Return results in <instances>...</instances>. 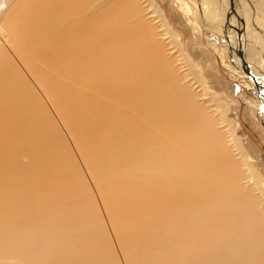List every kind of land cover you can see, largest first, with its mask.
<instances>
[{
	"label": "bare ground",
	"instance_id": "obj_1",
	"mask_svg": "<svg viewBox=\"0 0 264 264\" xmlns=\"http://www.w3.org/2000/svg\"><path fill=\"white\" fill-rule=\"evenodd\" d=\"M139 1L115 0L107 3L105 11L101 14L89 13L87 16L91 20L87 18L80 25H75L74 21L63 19L89 7V0H17L5 19L7 31L0 36V150L3 152L2 146L5 144L10 151L11 146H14L12 137L15 135L24 137L26 134V132L24 134L16 130L12 131L8 127L12 123V117L6 114V110L13 108L17 114H20L21 107L26 110L36 109V104L23 96L14 102L11 100L18 81L21 83L19 90L26 85L25 80L21 81L20 78V76L24 77V71L18 61L20 60L21 65L22 63L24 65L25 59L16 40V29L18 26L21 29L24 24L25 26L28 24L33 35L40 39L45 55H56L57 66L61 61L62 64L68 65L65 60L72 59L80 49H84L88 77L102 90L105 89V93L117 95L123 92L121 77L124 82L125 76L132 75L135 87L137 86L135 93L144 103L140 108L141 114L137 116L143 121V125L138 129L141 138L137 141L143 147L145 159L154 165L151 168L152 174L161 179V183L166 179L174 180L183 176L188 177L190 179L188 183L193 184L189 187L192 192L186 193L190 195H173V193L166 195L162 192L156 195L160 197L148 200V207L157 206V200L172 199L173 206L176 207L184 201L190 202L188 211L178 214L179 220L172 218L167 223H158L154 231L150 230L152 228L144 229L142 232H137L135 228L126 229L127 236L132 239L130 245L122 244L112 233L114 239L109 237V240L113 239V245L117 246L116 250L123 260L121 264H207L209 262L264 264V209L260 206V200H264V178L261 177L263 175L255 168L252 157L248 154L250 151L248 152L247 148L244 149L239 143L231 118L225 116L226 106H222L221 115L216 119L221 126L213 128V119L205 115L194 101L179 92L173 82L171 62L161 53V46L155 40L151 27L150 30L148 29V20L153 18L142 14L143 10L151 12V16L158 12L163 23L157 25L161 26L166 22L162 10L158 8L155 0H143L148 6L147 9L142 8ZM204 2L213 9V14L219 21L215 22L217 25H212L215 34L222 38L227 48L226 38L232 47L237 48L238 38L235 46L236 35L231 33L236 30L230 28L231 31L225 34V27L233 24L242 31L249 27L247 24L249 19L243 13L246 9L243 4L245 1L233 0L234 10L230 12L228 19L226 18V13L230 10L228 0H223L222 6H217L221 4L220 0H204ZM35 4L38 7H35ZM182 5L188 8L186 2ZM133 16L140 20V24L137 27H128L126 19ZM53 23L59 25V29L54 27ZM253 29L251 27L250 31L244 33L241 31L240 40L241 36L244 40L247 36L251 37ZM55 32L59 34L56 37L58 42L47 48L46 45L54 38L52 35H57ZM99 33L102 41L105 36L108 37V41L104 44V50L97 51L93 42ZM9 34L14 35V42L10 43ZM172 35L173 43L180 45L176 34L172 33ZM208 39L214 47L213 38ZM248 40L249 43H253V39L247 37ZM2 46H6L7 50L4 51ZM243 46L241 49H244ZM256 49L253 59L244 56L258 84L264 85V55L257 53ZM9 55H12L13 59H10ZM114 58L121 59L123 66L112 65L110 62L112 59L115 60ZM235 59L237 67L241 68L239 58ZM123 67L124 72H122ZM77 70L81 75L83 69ZM68 71L71 74L75 70L70 68ZM56 80L59 81L57 78ZM248 80L254 85L251 78ZM40 87L46 92L44 85L40 84ZM56 88L54 84V90ZM210 94L213 99L215 93ZM260 95L264 101L263 88L260 89ZM132 117H135L134 113L131 115V120L129 119L130 122L134 120ZM148 119L152 121V127L146 124L147 121L151 123ZM223 127L227 141L236 153L232 154L230 150L225 149L217 133L218 129ZM158 128L162 131H156ZM248 148L252 150L254 147L248 146ZM234 155L239 156V161H236L239 166L240 164L246 166V175L244 174L243 178H247V184L239 182L243 178L241 171L236 170L234 166L235 161L232 158ZM11 157L8 153L7 160L10 161ZM3 184L10 187L13 181L8 178L5 181L0 180V192ZM7 195L11 194L1 193L0 198ZM259 195L263 198L260 199ZM122 203L124 202L117 204ZM132 203L142 205L140 200H132ZM85 205L69 206V209L80 211L76 214L70 211H60V214L45 209L0 211V219H3L2 222L0 220V258L4 259L8 255L16 264H81V257L86 256L90 258L87 264H111L103 253L100 235L94 233L91 226L87 227L90 224L86 220L90 217L87 213L82 214V211L87 209ZM167 205L160 203V207ZM1 223L6 224L1 225ZM74 231L77 233L75 234ZM152 239L156 241H150ZM181 241L191 242L190 246L194 251L190 249L188 251L187 246L182 247ZM64 252H67L66 255ZM93 260H96V263Z\"/></svg>",
	"mask_w": 264,
	"mask_h": 264
},
{
	"label": "rangeland",
	"instance_id": "obj_2",
	"mask_svg": "<svg viewBox=\"0 0 264 264\" xmlns=\"http://www.w3.org/2000/svg\"><path fill=\"white\" fill-rule=\"evenodd\" d=\"M114 1L89 0V7L79 11L81 13L68 15L63 20H72L75 25H80L87 18L91 20L87 16L89 13L101 14L105 11L106 4ZM244 1L246 9L243 13L249 19L247 23L249 27L244 28V31L254 28L255 32L251 31V37L247 36L253 39L254 45L247 41V37L244 40L241 36L240 41L241 46L244 45L242 49L244 55L253 59L256 48L257 53L264 55V0ZM16 2L17 0H0V36L7 31L5 19ZM139 2L142 8H148L143 0ZM155 2L165 17L164 25H157L163 23L158 12L151 16V12L143 10L142 14L153 18V20L147 19L148 29L150 30L151 27L155 40L161 46V53L171 62L174 70H171L173 82L179 92L194 101L205 115L213 119V128L221 126L216 119L221 115L222 106L227 107L225 116L231 118L239 143L244 149L247 148L248 152L250 151L248 154L252 157L255 168L264 178V101L261 100L262 98L259 99L257 89L250 83L249 77L244 76L243 70L237 67L235 59L238 57L237 54L230 51L222 38L215 34L213 26L219 21L213 14V9L204 0H181V2L155 0ZM184 2L187 3L188 8L183 7ZM220 3L217 6H222L223 0H220ZM35 7L38 6L35 4ZM139 24L140 20L134 16L126 19L128 27H137ZM26 25L24 24L21 29L18 26L16 29V40L25 59L24 65L23 63L21 65L20 60L18 61L24 71V77L20 76V78L21 81L25 80L26 85L19 90L21 83L18 81L11 100L14 102L23 96L31 103L34 102L36 109L26 110L21 107L20 114H17L16 110L9 108L10 110L7 109V113L5 112L12 117V123L8 127L12 131L26 132V134L24 133V137L22 135L12 137L14 146H11V152L5 144H2L4 149L3 152L0 150V180L5 181L8 178L13 184L10 187L3 184L0 194L11 195L0 198V211L45 209L48 212L70 211L76 214L80 211L69 209V206L87 204L88 206L85 205L87 209L83 208L85 211H82V214L87 213L90 217L86 220L90 224L87 227L91 226L93 232L100 235L103 253L110 263L121 264L123 260L116 250L117 246L113 245V235L122 244L130 245L132 239L127 236L129 228H135L137 232L147 228H152L150 230L154 231L158 223H167L172 218L179 220L178 214L186 213L190 202L184 201L176 207L173 206L172 199L157 200V206L148 207V200L160 197L156 195L162 192L166 195L170 193L190 195L186 193L192 192L189 187L193 184L188 183L190 179L183 176L174 180L165 178L166 181L161 183V179L152 174L151 168L154 165L145 159L143 147L137 141L141 138L138 129L143 125L142 119L137 116L141 114L140 108L144 103L135 93L137 86L135 87L132 75L125 76L124 82L121 77L123 92L117 95L105 93V89L102 90L88 77L84 49H80L72 59L65 60L68 65L62 64L61 61L57 66L56 55H45L40 39L36 38L33 31L28 28V24ZM53 25L59 27L55 23ZM227 27L225 34L231 31ZM172 33L176 34L180 45L173 43ZM231 33L236 35L234 36L236 46V31ZM9 35L10 43L15 41L14 35ZM99 35V37L95 36L93 42L97 51L104 50V44L108 41V37L105 36L103 42L101 33ZM52 36L54 38L46 45L47 48L58 42L56 37L59 34ZM209 37L215 41H213L214 47ZM2 47L4 51L7 50L6 46ZM47 52L49 53V50ZM9 56L13 59L12 55ZM114 59L109 61L112 65L123 66L121 59ZM29 66L31 69L28 68ZM70 68L75 70L71 74L68 71ZM78 68L83 69L81 75ZM129 73L132 74L130 71ZM40 84L50 91L43 92ZM54 84L57 86V91L54 90ZM210 93H215L213 99ZM133 113L135 117H132L134 120L130 122ZM2 116L1 114V118ZM150 122L147 121L146 124L151 126L153 123ZM218 130L217 133L225 149L230 150L232 154L236 153L227 141L228 138L223 132L224 127ZM156 131L160 132L162 129L158 128ZM248 146L254 147V150H248ZM8 153L10 157L12 156L10 161L7 160ZM232 158L236 170L241 171L243 178V175H246V166L241 164L239 166L236 162L239 161L238 155ZM246 179L238 181L247 184ZM262 198L260 196V199ZM132 200H140L142 205L133 204ZM118 202H124L122 203L124 205L117 204ZM160 203L168 205L160 207ZM260 206L264 209V200H260ZM5 224L1 223V225ZM109 237L113 239L110 241ZM190 244L189 241L180 243L182 247L187 246L188 251L189 249L194 251ZM119 245L121 247V244ZM126 252L130 255L128 249ZM66 253L64 252V255ZM5 257L0 258L2 262L0 264H7L6 262L16 264L10 256ZM81 258V264L89 263L90 258L86 256ZM93 261L96 263V260Z\"/></svg>",
	"mask_w": 264,
	"mask_h": 264
},
{
	"label": "water",
	"instance_id": "obj_3",
	"mask_svg": "<svg viewBox=\"0 0 264 264\" xmlns=\"http://www.w3.org/2000/svg\"><path fill=\"white\" fill-rule=\"evenodd\" d=\"M229 7H230V10H229V12L226 13V18L227 19L230 16V12H232L234 10V2H233V0H229ZM239 20L242 22L241 18H239ZM228 27L232 28V29H235L237 31V38H238V41H237L238 42V47L237 48L232 47L230 45V43H229V40L226 38V40L228 42V49L230 51H234L237 54V56H238V58L240 60L241 69L254 82V86L257 89V94L259 95L258 97H259V99H261L260 89L261 88L264 89V85L258 84L255 75L251 72V69H250L248 63L245 60L244 52L241 49V41H240V35H241V31L242 30L241 29H237L233 24H228Z\"/></svg>",
	"mask_w": 264,
	"mask_h": 264
}]
</instances>
